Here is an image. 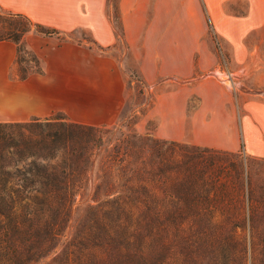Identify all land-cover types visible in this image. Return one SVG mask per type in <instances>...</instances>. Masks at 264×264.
Masks as SVG:
<instances>
[{"label": "rangeland", "instance_id": "rangeland-1", "mask_svg": "<svg viewBox=\"0 0 264 264\" xmlns=\"http://www.w3.org/2000/svg\"><path fill=\"white\" fill-rule=\"evenodd\" d=\"M98 2L95 10L94 0L85 28L58 39L77 40L102 59L82 73L83 85L59 97L67 102L68 115L61 110L51 113L73 122L105 113L109 104L97 95L112 94L117 80L103 71L108 58L117 65L124 85L114 122L133 108V133L220 151L236 152L242 144L245 154L264 159L250 151L264 148L255 127L264 123V0ZM87 28L95 30L100 41ZM19 55L26 61L20 66L31 65L26 52ZM18 72L14 59L9 78L17 80ZM76 74L56 72L61 79ZM114 218L88 213L83 203L72 211L66 239L89 225L109 233L95 246L79 245L81 254L72 247V264H264V248L242 244L246 230L210 226L120 232L110 226ZM122 233L123 239L115 237ZM37 264L58 263L48 256Z\"/></svg>", "mask_w": 264, "mask_h": 264}, {"label": "trees", "instance_id": "trees-1", "mask_svg": "<svg viewBox=\"0 0 264 264\" xmlns=\"http://www.w3.org/2000/svg\"><path fill=\"white\" fill-rule=\"evenodd\" d=\"M30 31L63 34L0 7V40L16 45L17 80L43 73L23 42ZM21 52L31 65H19L26 63ZM134 115L129 108L111 125L54 112L0 122V264H37L48 256L72 264V247L81 254L79 245H97L109 233L94 225L65 237L80 203L88 213L115 216L110 226L120 232L225 227L246 230L242 244L264 248V159L245 154L242 144L220 151L133 133Z\"/></svg>", "mask_w": 264, "mask_h": 264}, {"label": "crops", "instance_id": "crops-1", "mask_svg": "<svg viewBox=\"0 0 264 264\" xmlns=\"http://www.w3.org/2000/svg\"><path fill=\"white\" fill-rule=\"evenodd\" d=\"M0 7L13 13L23 14L33 22L62 33H69L85 28L88 17L94 12V0H0ZM98 9L99 2L95 0V10ZM87 29L97 41H100L95 30ZM113 38L114 36L111 40ZM23 42L40 58L43 73L29 75L23 80L9 78V69L16 55V45L9 40H0V112L2 113L0 122L23 121L31 116L44 117L55 110L64 111L68 115L67 102L62 103L59 97H66L69 89L83 85L82 73L95 68L102 57L74 39L59 40L54 36L27 32L23 36ZM104 60V73L110 72L117 76L112 94L110 92L107 95L102 93L97 95L102 102L108 103L109 107L96 119L78 120L80 123L89 125L113 123L123 101L124 85L120 71L114 62L108 58ZM56 72L78 74L61 79ZM70 93L74 94L71 90ZM255 127L259 129L258 141L263 144L264 123L255 124ZM242 137L245 148L249 149V135L244 126ZM250 151L253 155L264 158V148L254 146Z\"/></svg>", "mask_w": 264, "mask_h": 264}]
</instances>
